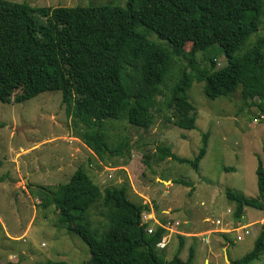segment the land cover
Instances as JSON below:
<instances>
[{
	"label": "trees",
	"instance_id": "16d2710c",
	"mask_svg": "<svg viewBox=\"0 0 264 264\" xmlns=\"http://www.w3.org/2000/svg\"><path fill=\"white\" fill-rule=\"evenodd\" d=\"M263 19L264 0H127L125 8L54 9L0 0V102L11 103L16 90L20 93L13 97L14 103L60 92L66 117L80 127L82 143L100 160L123 156L127 147L126 142L110 147L106 121L125 119L135 128L150 129L164 87L166 106L185 112L186 130L196 128L187 98L193 82L202 83L204 96L212 101L231 99L239 92L237 112L252 107L264 118V52L257 43L238 52L259 32ZM148 33L168 48L147 39ZM186 43L191 44L188 51ZM215 45L226 64L216 68L215 59L205 56L208 66H201L198 54ZM206 140L203 134L194 160L179 158L167 146L157 147L154 156L159 162L168 159L197 171L206 154ZM255 175V198L225 191L237 222L245 208L264 212V150L263 158H257ZM35 191L44 208L54 207L59 224L86 244L90 252L86 264H192V247L185 261L178 252L169 261L157 254L156 246L166 232L156 227L147 234L141 216L150 207L130 202L124 185L100 190L78 169L67 183ZM98 202L106 210L102 233L92 227L88 215ZM182 247L180 238L179 250ZM263 254L264 222L252 249L230 264H250Z\"/></svg>",
	"mask_w": 264,
	"mask_h": 264
},
{
	"label": "rangeland",
	"instance_id": "374dc122",
	"mask_svg": "<svg viewBox=\"0 0 264 264\" xmlns=\"http://www.w3.org/2000/svg\"><path fill=\"white\" fill-rule=\"evenodd\" d=\"M5 1L51 9L104 5L125 8L127 4V0ZM146 37L168 48L155 34L148 33ZM255 43L264 52V19L259 32L238 52ZM190 47V43L185 44L186 51ZM205 56L215 59L216 68L226 64L225 56L216 45L198 54L201 66H208L204 63ZM202 88V83L193 82L187 91L188 102L194 110L189 112L196 126L194 130L184 128L185 112L166 106L164 100L168 91L164 87L162 95L158 96L160 109L153 113L150 129L135 128L125 119L106 121L110 147L116 148L124 142L127 147L123 156H106L102 160L82 143L80 127L65 115L60 92H44L25 102L14 103L13 97L20 93L16 90L11 103L0 102V177L3 178L0 182V264L9 261V254L13 255L10 259L15 264L87 263L90 252L86 244L60 225L54 207L44 208L35 193L37 187L55 189L67 183L78 169L100 190L126 186L130 202L148 205L150 219L170 227L167 246L163 250L156 249L166 261L177 252L185 261L192 247V264H227L225 253L220 249L223 246L217 247L213 242V238L222 236L220 233H208L207 245L201 242V237L212 229L252 226L249 229L252 233L241 241L235 240V233L223 238L229 264L249 252L264 212L245 208L237 224L232 218L234 206L226 199L225 191L232 190L249 198L257 196L255 169L257 158H263L264 118L252 107H243V111L237 112L241 106L239 92L231 99L220 97L212 101L204 96ZM203 134L207 136L206 154L197 171L168 159L159 162L154 156L157 147L167 146L179 158L194 160L202 147ZM178 181L191 185L184 186ZM88 215L92 227L102 233L107 225L106 210L98 202L89 209ZM205 217L223 222L221 226L209 223L206 226L202 221ZM175 222L179 225L175 226ZM1 225H5L11 236H20V240H9ZM156 227L159 226L155 224L154 229ZM181 233L196 239L189 238L191 242L188 241L184 253L179 250ZM250 264H264V254Z\"/></svg>",
	"mask_w": 264,
	"mask_h": 264
},
{
	"label": "built area",
	"instance_id": "2783aa9c",
	"mask_svg": "<svg viewBox=\"0 0 264 264\" xmlns=\"http://www.w3.org/2000/svg\"><path fill=\"white\" fill-rule=\"evenodd\" d=\"M227 213L230 214V210L228 209L227 210ZM150 215L147 214V213H143L142 216H141V219H142V223L143 224H146V228H145V231L147 232V234H151L153 233V231L155 230L154 229V225L157 224L159 227L163 228L165 230V234L163 235V238L162 240L157 244V248L160 249V250H163L165 249V247L167 246V239L169 237V232H172V230L170 229V227H166V226H163L157 222L154 221V219H150ZM207 222L210 224V225H214V226H221L222 224V220L220 219H214V220H207ZM179 223L175 222V226H178ZM250 228H252V226H243L241 228H233V229H223L221 230V233L225 234V235H228L230 233H235V240L236 241H241L242 238L246 235H249L251 234V230H249ZM213 231L210 230L206 233V235H203L201 237V242L203 244H209V239H208V233H212ZM214 233H217V232H214Z\"/></svg>",
	"mask_w": 264,
	"mask_h": 264
},
{
	"label": "crops",
	"instance_id": "0c3cea01",
	"mask_svg": "<svg viewBox=\"0 0 264 264\" xmlns=\"http://www.w3.org/2000/svg\"><path fill=\"white\" fill-rule=\"evenodd\" d=\"M168 215H169V213H168ZM218 219V218H217ZM262 219V223H263V221H264V217H262L261 218ZM260 219V220H261ZM207 220H210V218H207V217H205V218H203L202 219V221H203V223H205V225L206 226H208V222H207ZM238 223H240V220L237 222V224ZM262 223H260V225L262 224ZM188 226H190L189 224H188ZM206 226H205V228H206ZM210 227V226H209ZM1 228H3V230L4 231H6L7 233L5 234V236L9 239V240H20V236H17V237H13V236H11L9 233H8V231H7V228L5 227V225H1ZM207 230H205L204 232H206ZM212 231L213 232H217V233H220L222 236H218L215 240H214V238H213V242L214 243H216V245H217V247H220V246H223V247H220V249L223 251V253H225V262L227 263V264H229V261H228V256H227V245H225L224 244V239L223 238H227L226 236L227 235H225V234H222L221 233V229H212ZM258 231H259V229H258ZM204 232H201L200 234H202V233H204ZM182 235H180V236H183V238H182V240H183V247H182V253H184L185 251H184V249H185V246L188 244V241L189 242H191V239H189V238H192L193 240H196V239H194L195 237H190L189 236V234L188 233H181ZM23 235V234H22ZM21 235V236H22ZM199 235V234H198ZM225 236V237H224ZM256 236H257V234H256ZM256 236L254 237V238H256ZM198 242V241H197ZM197 242L195 243V244H197ZM188 246H190V245H188ZM190 248V247H189ZM181 254V253H180ZM13 255H11V254H9V256H7V259L11 262V263H14L15 264V261H13V259H10V257H12ZM179 259L181 260V261H184L183 260V256L182 255H179ZM5 261V260H4ZM8 262V261H7ZM17 264V263H16Z\"/></svg>",
	"mask_w": 264,
	"mask_h": 264
}]
</instances>
